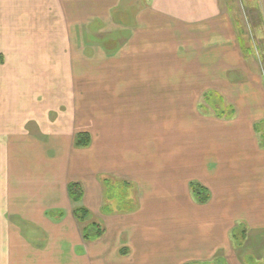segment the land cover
Listing matches in <instances>:
<instances>
[{
    "label": "crops",
    "instance_id": "0c3cea01",
    "mask_svg": "<svg viewBox=\"0 0 264 264\" xmlns=\"http://www.w3.org/2000/svg\"><path fill=\"white\" fill-rule=\"evenodd\" d=\"M219 4L0 0V264H247L245 250L264 259V184L251 168L264 162V144L250 136L262 96L243 99L241 127L197 112L207 90L230 101L241 91L227 73L239 48L219 45ZM92 52L114 53L98 59L97 82L77 73L90 69ZM224 127L247 133L233 168L235 159L210 158L200 143L202 128L212 136ZM77 132L90 134L89 145L74 146ZM208 162L215 173L202 171ZM106 176L135 184L127 208H105ZM192 181L208 191L205 203L190 198ZM70 182L81 185L78 202ZM75 206L102 224L100 237L82 238ZM237 218L247 230L240 245L231 239Z\"/></svg>",
    "mask_w": 264,
    "mask_h": 264
},
{
    "label": "rangeland",
    "instance_id": "374dc122",
    "mask_svg": "<svg viewBox=\"0 0 264 264\" xmlns=\"http://www.w3.org/2000/svg\"><path fill=\"white\" fill-rule=\"evenodd\" d=\"M218 1L220 2V13L222 14L226 23V27H224L225 29L222 30L223 33L218 37L219 45H233L239 48V52L234 53L235 56H240V60L238 61V63H236L238 66L234 69H229L227 73L229 74L230 81L233 82V84H230L231 87H233V85H237L239 87V90L241 91H239V93L234 96L233 101L226 100V97L222 94L224 100L226 101V104H230L235 108V113L231 117L223 116L221 118L217 117L213 113V125L223 124L230 126L236 122L237 125L241 127L248 122V118H246V116L243 114L244 108L247 105L248 101L243 99L248 97L253 102L255 99V92H257L260 96H262L258 100V104H264V2L263 0ZM167 9L168 14L171 17L178 18L177 16H180V14H178L180 12V7H176L175 4L170 3L169 5H167ZM187 28L190 29L191 27ZM179 42V46H181L183 44V42H181V39H179ZM192 43L194 42L189 41L187 44ZM178 75L179 74L177 73L176 76ZM97 79L98 76H95L93 82H97ZM261 89H263V92L261 91ZM242 91H244V93H241ZM245 92L247 93V95H244ZM97 105L100 106L101 102H98ZM197 112L204 117L208 115V111L205 107L198 108ZM251 118L253 120L252 124L254 125L256 134H254V136L253 131H251L250 136L253 140L257 139L263 145L264 109H257L256 111H254ZM218 119L221 121H218ZM188 124L199 125L197 122H188ZM201 125H207L205 119L203 120ZM202 133L203 138L200 140V143L202 148H204V151H208V156L210 158L218 156L220 159H226L229 157L232 158L231 160L235 159L233 162L229 163V168H233L240 164L239 160H242L245 154L243 151L238 152V150L240 149L239 137L246 138V132H236L233 134H229L228 128L224 127L221 129H217L215 134H212V136L207 135L204 128H202ZM261 152L264 151H259L260 154H262ZM153 156H156L155 152ZM249 156L254 159H258V157H260V155L257 156L251 154L250 152ZM129 157L132 159L137 158L133 155H130ZM174 160L178 163L176 164V162L174 161L175 165L178 168H181L182 166L179 165L180 161L178 160V158L174 157ZM200 167L202 171L208 170L209 172L215 173L216 168L218 169L219 166H215L212 162H208L207 164H201ZM251 168L253 171L258 170L260 176H262L263 185L264 162L257 163L256 165H251ZM187 169L188 168H184L183 170L185 171ZM134 187L135 184L131 182L128 187H125L120 184L119 180L110 181L106 185L104 193L105 208L109 210L127 208L128 204L131 203L129 201L131 199L130 189ZM245 187L247 188L248 186L246 185ZM242 189H244V187H242ZM189 196L193 201L195 200V198L192 197L191 194H189ZM134 202L136 203L137 201L132 197V203L135 204ZM234 224L235 226L231 231V239L232 241H234V244H237L238 242L243 241V237H247V230L245 229L243 219H235ZM242 231L245 233V235H243ZM255 255L256 254L253 251L245 250L242 253V259L247 264H264V259L258 260L256 259ZM215 261H190L187 262V264H212Z\"/></svg>",
    "mask_w": 264,
    "mask_h": 264
},
{
    "label": "trees",
    "instance_id": "16d2710c",
    "mask_svg": "<svg viewBox=\"0 0 264 264\" xmlns=\"http://www.w3.org/2000/svg\"><path fill=\"white\" fill-rule=\"evenodd\" d=\"M200 107H205L207 111L212 110V112L219 118L223 116L231 117L235 113V108L233 106L226 104L225 100L219 93L211 90H208L203 94V102L200 103L199 108ZM89 141L90 137L87 133H78L75 136L74 144L76 146H85L88 145ZM104 183L108 184V180H104ZM189 186L191 192L193 193V197L198 203H205L209 199L208 191L198 182L192 181ZM67 192L69 198L75 202H78L82 197V189L79 183H69L67 186ZM73 215L75 220L80 225V231L83 239L94 240L104 233V227L102 224L99 221L92 219L90 212L85 207L75 206L73 208ZM240 244L241 242H238L236 245ZM212 264L225 263L222 259L218 258Z\"/></svg>",
    "mask_w": 264,
    "mask_h": 264
},
{
    "label": "flooded vegetation",
    "instance_id": "af4514ba",
    "mask_svg": "<svg viewBox=\"0 0 264 264\" xmlns=\"http://www.w3.org/2000/svg\"><path fill=\"white\" fill-rule=\"evenodd\" d=\"M99 23L97 22V21H95V22H93V23H91V29H96L99 25H98ZM95 38V37H94ZM94 38H92V39H94ZM96 42H98V39L97 38H95L93 41H92V44H95ZM103 55H106L107 57H109V58H113L112 56H114V53H108V54H103V53H101V54H99V53H95V52H92V54L90 55V69L89 70H87L86 68H84V69H77V73H79L80 75H82V76H86L87 74H89L90 76H93V77H95V76H98L99 77V75H100V73L98 72V67H97V64H98V59H100V57H103ZM221 95V94H220ZM79 96V95H78ZM80 99H82L83 97H79ZM78 133H87V132H77L76 134H75V136L78 134ZM88 135H89V137H90V134L89 133H87ZM75 136H74V140H75ZM89 143H90V141H89ZM89 143H88V145H89ZM73 144H74V141H73ZM74 146H76L75 144H74ZM85 146H87V145H85ZM76 147H84V146H76ZM104 180H108V183L110 182V181H113V180H119V179H115L114 177H112V176H106V177H104L103 178V184H104V189L106 188V183H104ZM70 183H72V182H70ZM76 183H78V182H76ZM69 184V183H68ZM80 184V183H79ZM68 186V185H67ZM81 186V185H80Z\"/></svg>",
    "mask_w": 264,
    "mask_h": 264
}]
</instances>
